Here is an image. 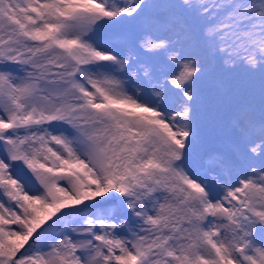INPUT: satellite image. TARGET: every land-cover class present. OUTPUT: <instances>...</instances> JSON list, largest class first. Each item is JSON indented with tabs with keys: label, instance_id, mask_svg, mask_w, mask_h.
<instances>
[{
	"label": "snow or ice",
	"instance_id": "6c2138e0",
	"mask_svg": "<svg viewBox=\"0 0 264 264\" xmlns=\"http://www.w3.org/2000/svg\"><path fill=\"white\" fill-rule=\"evenodd\" d=\"M0 264H264V0H0Z\"/></svg>",
	"mask_w": 264,
	"mask_h": 264
}]
</instances>
